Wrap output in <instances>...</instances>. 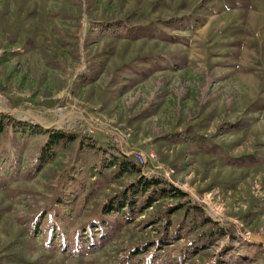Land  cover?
<instances>
[{
    "label": "rangeland",
    "instance_id": "1",
    "mask_svg": "<svg viewBox=\"0 0 264 264\" xmlns=\"http://www.w3.org/2000/svg\"><path fill=\"white\" fill-rule=\"evenodd\" d=\"M203 2L0 0V119L76 137L39 160L45 135L17 140L11 127L0 128V264H130L144 255L139 246L153 250L177 217L169 198L75 256L49 250L36 233L56 215L69 227L91 225L136 179L113 168L97 173L100 149L111 143L142 175L159 174L189 193L229 233L258 236L263 250L237 264H264V0H205L198 10ZM194 14L199 20L186 29L164 26ZM94 21L164 34L113 37L89 30ZM138 153L144 163L134 162ZM70 184L76 195L63 204ZM227 239L174 264H227Z\"/></svg>",
    "mask_w": 264,
    "mask_h": 264
},
{
    "label": "trees",
    "instance_id": "2",
    "mask_svg": "<svg viewBox=\"0 0 264 264\" xmlns=\"http://www.w3.org/2000/svg\"><path fill=\"white\" fill-rule=\"evenodd\" d=\"M206 4L204 0L202 4L197 6L198 10L205 9ZM198 20L199 14H194L191 18L174 17L165 21L164 26L182 30ZM89 30L98 34L113 37L123 36L130 39L137 38L140 35H150V32L158 35L162 34V36L164 34V31L158 27L137 28L120 21H94ZM4 125L11 127V137L17 140L24 135L34 134L36 131L45 135V141L40 147L39 160L52 157L58 148L69 147L76 138L73 134H67L53 127L44 128L37 124L34 127L8 115H4L0 119V128ZM3 130L0 129V132ZM88 147L92 148L93 145L88 144L85 147L83 144L80 145V148L86 149ZM249 160L252 161V158L249 157ZM16 164H12V166ZM95 168L100 175H103L105 170L113 168L115 174H136V179L121 189L118 194L108 198L100 209L97 221L93 220L91 225L79 224L69 227L62 216L56 215L55 218L47 217L43 229L37 227L36 231L34 227L31 230V236L35 231L43 235V244L49 250L58 247L59 250L70 252L75 256L85 250L101 248L104 245L103 237L106 234V229L120 227L122 222L133 220L135 216L151 207L154 202L166 198L175 202L168 209L170 213H177L175 221L173 223L166 221L169 226H164L166 231L162 232L151 244L153 246L152 251H149L150 246H139L136 249L137 253H143L144 255L136 261L131 260L130 264H174L182 262L184 254H197L214 246L226 237L228 239L221 253L223 263L237 264L240 260L256 259L258 252L263 250L260 243L247 240L243 234L235 236L233 233H229L220 221L208 216L189 193L178 189L166 178L159 174L142 175L140 169L127 156L122 154L117 143H111L100 149ZM75 195L76 189L73 184H70L63 190L59 202L67 203L68 200L74 199ZM156 219L160 218L157 217ZM97 230L99 231L96 232ZM240 233L242 232L240 231ZM178 240H184L185 242L176 249V254L170 255L167 248H169L168 250L175 249V247L170 248L169 246H172ZM172 258L175 259L172 260ZM211 264H216V262Z\"/></svg>",
    "mask_w": 264,
    "mask_h": 264
},
{
    "label": "built area",
    "instance_id": "3",
    "mask_svg": "<svg viewBox=\"0 0 264 264\" xmlns=\"http://www.w3.org/2000/svg\"><path fill=\"white\" fill-rule=\"evenodd\" d=\"M93 132H94V128H92V127H89L88 130L86 131L87 135L88 134L91 135V134H93ZM133 160H134V162L137 161V162H140V163H144L143 161L145 160V157H144L143 154L138 153V154L135 155Z\"/></svg>",
    "mask_w": 264,
    "mask_h": 264
},
{
    "label": "water",
    "instance_id": "4",
    "mask_svg": "<svg viewBox=\"0 0 264 264\" xmlns=\"http://www.w3.org/2000/svg\"><path fill=\"white\" fill-rule=\"evenodd\" d=\"M247 238H248V240H250V241H252V242H257V243H260V239H259V237L258 236H256V235H248L247 236Z\"/></svg>",
    "mask_w": 264,
    "mask_h": 264
}]
</instances>
